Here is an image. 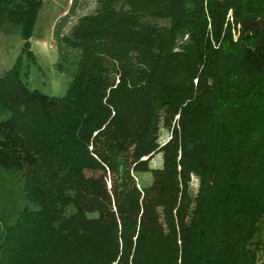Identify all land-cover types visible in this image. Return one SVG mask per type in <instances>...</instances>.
I'll return each mask as SVG.
<instances>
[{
	"label": "trees",
	"instance_id": "obj_1",
	"mask_svg": "<svg viewBox=\"0 0 264 264\" xmlns=\"http://www.w3.org/2000/svg\"><path fill=\"white\" fill-rule=\"evenodd\" d=\"M42 1L0 0L23 39L0 75V166L33 205L0 264H260L264 0H98L63 37L62 96L20 78Z\"/></svg>",
	"mask_w": 264,
	"mask_h": 264
},
{
	"label": "rangeland",
	"instance_id": "obj_2",
	"mask_svg": "<svg viewBox=\"0 0 264 264\" xmlns=\"http://www.w3.org/2000/svg\"><path fill=\"white\" fill-rule=\"evenodd\" d=\"M98 0H43L36 24L29 39V49L33 57H22L20 78L29 89H38L52 96L66 93L71 73L75 69L78 50L66 45L63 37L70 34L77 19L94 13ZM23 39L19 25L1 20L0 26V75L10 69L20 54ZM9 111L0 106V120L9 116ZM169 131L160 129L158 142L164 144L169 139ZM151 167L161 165V153L150 160ZM142 180L148 183L150 174L144 173ZM197 178L192 176L190 186L197 189ZM109 180L107 188H109ZM33 207L26 201L21 172L5 170L0 166V241L7 226L14 223L19 211L25 206ZM260 264H264V227L262 229Z\"/></svg>",
	"mask_w": 264,
	"mask_h": 264
}]
</instances>
